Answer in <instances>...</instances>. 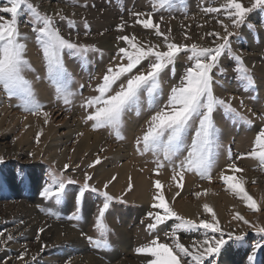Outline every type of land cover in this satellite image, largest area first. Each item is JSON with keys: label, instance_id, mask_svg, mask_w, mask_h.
<instances>
[{"label": "rangeland", "instance_id": "374dc122", "mask_svg": "<svg viewBox=\"0 0 264 264\" xmlns=\"http://www.w3.org/2000/svg\"><path fill=\"white\" fill-rule=\"evenodd\" d=\"M30 2L37 5L42 14L55 17L57 26L66 39L93 47L96 51L89 52L87 60L83 62L65 55L66 70L72 78L70 90L74 93L69 98L70 103H65L62 97L56 96L53 87L45 78L46 70L35 44L31 25L25 23L28 16L22 11L18 17L19 32L26 37L25 58L31 65V70L26 71L24 75L32 82L35 97L43 106L42 111L49 115L45 124L44 116L23 112L17 99H9L0 90V233H4L0 239H6L8 234L13 236L12 240L0 246V264H68L73 256H67V253H73L74 246L57 247L44 243L37 248L35 242L41 232L39 228L33 235L22 232L19 226L28 221V208L22 210L19 204L28 205L45 221L63 225L75 232L85 248L84 251L103 264H148L151 257L137 254L136 249L148 245L153 239L171 244V229L178 223L168 220L157 225L155 229L148 230L147 225L152 222L148 213L162 212V209L151 208L152 197L157 193L153 186L155 181L161 182L160 193L164 195L166 203L181 217L196 222H199V219L210 221L211 215L203 211V205L207 204L213 209L225 234L233 231L235 235L245 233L246 243L230 242L216 259L217 264H248L247 257L251 254L252 245L258 240V236L241 221L233 219V216L238 213L250 222L264 226V211L252 213L244 202L224 185L221 174L233 175L230 169L232 164L241 169L242 171L235 173L236 178L243 179L246 192L264 210V169L260 168L258 161L248 155L255 135L264 127V119H261L264 117V12L254 10L246 17L243 25L234 29L230 21L225 19L223 11L219 14L203 11L207 7H219L224 0H174V6L170 10L158 11L153 10L152 0H69L68 4H65L64 0ZM239 2L244 6L251 4V0ZM54 7L58 8L57 11H61L66 19L74 20L77 27L69 30L66 21L56 17V9L54 13L48 11ZM130 12H152L153 23L159 24L160 31L168 34L170 42L178 45L190 46L196 43L204 47L212 46L216 38L207 33L217 32L224 35L223 27L217 24L218 19L228 24L229 31L234 33L230 37L231 48L234 54L241 56L253 75L255 92H245L238 86L234 78L233 63L227 56L222 57L220 67L214 70V92L217 97L230 101L231 106L247 117L252 125L248 127L236 123L231 118H226L221 111L214 113L219 148L210 181L200 179L195 173H185L182 187L177 188L176 184L180 183V179L177 177L175 181L172 180L173 172L167 164L157 173L152 154H141L137 151V138L143 135L151 116L166 103L171 88L179 84L181 75L188 66L183 54L175 62L174 75L171 68L162 73V94L156 100V105L150 108L146 95H142L138 114L135 109L124 114L120 129L122 139H117L107 128L93 131L91 122H85L87 113L81 105L87 98L97 95L94 89L101 82L107 68L120 63L117 59L119 48L127 47L123 41L117 40L118 36L135 35L141 45L159 44L163 50V37H157L154 29H144L136 24L137 17L130 15ZM145 18L146 16L140 17ZM85 21L89 26L87 35L84 29ZM121 24H125L124 30L117 31V26ZM249 25L254 28L250 29ZM147 66L146 60L134 72L143 71ZM82 132L99 136L101 143L91 149L81 150L79 144L84 134ZM190 140L191 133L188 136L189 143ZM90 141L93 139L90 138ZM114 155L121 157L116 158ZM97 159L100 163L94 164ZM65 165H68L67 170L64 169ZM122 165H127L129 171L121 187L116 188V171L109 181L99 173V170L108 172L121 169ZM131 172L143 176L150 184L145 202L137 201L132 195L134 180ZM49 173L63 175L66 180L74 181L72 184H66V195L59 205L43 199L40 195L43 188L51 183ZM85 174L91 177L88 181L91 187L98 191H107L114 198L106 212V222L112 229L108 237L110 247L106 250L94 249L87 239L97 235L94 231V221L98 208L102 206V197L87 191L81 197L79 211L76 210L75 198L84 183ZM187 181H190V184H186ZM105 184L108 185L106 189ZM204 184L207 187L203 188ZM171 185H174V196L169 189ZM195 193H200V196L197 197ZM174 199L185 203L187 201L193 207L201 205L202 212L196 213L193 210V218L184 216L176 210ZM74 213L77 218L69 219ZM198 236L197 232L178 233L180 242L185 245ZM21 253H25L23 261L18 258ZM33 256L36 258L33 259ZM226 256L230 257L227 263L224 259ZM255 264H264V247L257 251Z\"/></svg>", "mask_w": 264, "mask_h": 264}, {"label": "snow or ice", "instance_id": "6c2138e0", "mask_svg": "<svg viewBox=\"0 0 264 264\" xmlns=\"http://www.w3.org/2000/svg\"><path fill=\"white\" fill-rule=\"evenodd\" d=\"M64 3L68 4L69 0H64ZM0 5H3L0 6V90L9 99H17L18 106L23 112L44 116L46 118L44 123L47 124L49 114L42 111L43 106L35 97L32 82L24 75L26 71L31 70V65L25 58L26 37L19 32L18 17L21 12L28 16L25 23L31 25L35 44L41 53L46 70L45 78L53 87L56 96L62 97L65 103H70L69 98L74 95L70 90L72 78L66 70L65 55L83 62L87 60L89 52H95L96 49L66 39L57 26L55 17L42 14L38 6L30 0H0ZM173 6L174 0H152L154 11L170 10ZM256 9L264 12V0H251L250 6H244L239 0H224L219 7H207L203 11L217 14L223 11L225 19L230 21L231 27L235 29L243 25L249 13ZM55 15L61 21H66L69 30L77 27L74 20L66 19L60 11H57ZM130 15L137 17L136 24L144 29H154L157 37H163V50L159 44L141 45L135 35L118 36L117 40L123 41L127 47L119 48L117 59L120 63L107 68L101 82L94 89L97 95L87 98L81 105L87 113L85 122H91L93 131L107 128L116 135L117 139H122L120 129L124 114L134 109L138 114L142 95H146L150 108L156 105V100L162 94L160 83L162 73L171 68L174 75L175 62L183 54L188 61V66L182 73L179 84L171 88L166 103L151 116L143 135L137 138V151L141 154H152L155 158L153 162L156 164L157 173L167 164L173 172L172 180L175 181L177 177L180 179V183L176 184L177 188L182 187L185 173H195L200 179L210 181L219 148L214 113L221 111L226 118H231L236 123L248 127L252 125L247 117L242 116L231 106L230 101L217 97L214 92L216 81L213 73L220 67V61L224 56L233 63L234 78L238 86L245 92H255L256 84L253 75L245 66L241 56L234 54L231 48L230 37L234 33L229 31L228 24L218 19L217 24L223 27L224 35L217 32L207 33L216 38L212 46L204 47L196 43L190 46L178 45L170 42L169 35L160 31L159 24L153 23L152 12H130ZM141 16L146 18L140 19ZM88 27L85 21V35L88 34ZM124 27L125 24L118 25L117 31H123ZM249 28L252 29L254 26L249 25ZM146 60L147 68L134 72ZM116 85L119 87L117 88ZM241 106H243L242 101ZM189 133H191L190 143L188 142ZM39 136L38 133L37 141ZM185 152L187 154L183 155ZM248 155L258 161L260 168L264 169V127H261L255 135ZM229 158H231L230 153ZM98 163H100L99 159L94 162V164ZM92 166L94 165H89V167ZM64 169L67 170L68 165H65ZM230 169L233 175L221 174L224 185L242 200L252 213L264 211L246 192L243 179L236 178L235 173L242 170L235 164L230 165ZM49 179L51 183L43 188L40 195L43 199L59 205L66 195V184H72L74 181L66 180L63 175L57 176L54 173H49ZM90 179L91 177L85 174L84 183L75 198L76 210L79 211L81 197L87 191L102 197V206L98 208L94 221V231L97 235L95 238L87 237V239L94 249L106 250L110 247L108 237L112 231L106 222V212L114 198L107 191H98L91 187L88 183ZM129 179V189H131V178ZM107 186L105 184V189ZM153 186L157 189V193L152 197L151 208L162 209V212L148 213V218L152 221L147 225L148 230L151 231L168 220L178 223H175L171 229V244L160 243L158 239H153L148 245L136 249L137 254L151 257L148 264H217L216 258L230 242L246 243L245 233L235 235L234 231L227 234L223 232L209 205L204 204L203 211L211 215L210 221L199 219V222H196L185 219L166 203L164 195L159 191L162 187L161 182L155 181ZM195 195L199 197L200 193ZM48 214L53 215V213ZM76 218L75 213L69 217V219ZM233 219L241 221L258 236V240L252 245L251 254L247 257L248 264H255L257 251L264 247V226L252 223L238 213L234 214ZM43 231L44 229L41 228L40 232ZM180 232H197L199 236L185 245L178 237ZM3 236L4 233H0V237ZM39 238L37 235V239ZM12 239L13 236L8 234L6 239H0V246ZM24 255L25 253H21L18 258L23 261ZM35 258L33 256V259Z\"/></svg>", "mask_w": 264, "mask_h": 264}, {"label": "bare ground", "instance_id": "6f19581e", "mask_svg": "<svg viewBox=\"0 0 264 264\" xmlns=\"http://www.w3.org/2000/svg\"><path fill=\"white\" fill-rule=\"evenodd\" d=\"M46 7H47V5H46ZM57 7H58V5H57ZM55 9H56V11L58 10V8L54 7L52 9L48 10V11H53V13H54V12H56V11H54ZM49 13L53 14L52 12H49ZM82 133H84V134L82 135L83 137H82V139L80 141V144H79L81 146L80 147L81 150L85 151L87 149H91L92 146L96 147V145L98 146L99 142L101 143V140H100L99 136L90 135V134L85 133V132H82ZM90 138H92L93 141H90ZM114 157L118 158V157H121V156L114 155ZM115 171L118 174V176H117L118 179L115 182V184L117 183L116 188H118V186L122 185L121 184L122 181L125 180L127 178V176H128L129 169L127 168V165L126 166L122 165L121 169L112 170V171H108V172L107 171H103V170H99V173L104 175V177H106L107 180H108V179H110V177H112V175L114 174ZM131 173H132V178L134 180L133 181L134 190L132 192V195H133V197H135L137 199V201L145 202V200H147L146 192H147L150 184L145 181V178L143 176H139V175H137L134 172H131ZM129 176H130V174H129ZM164 177H166V176H164ZM161 181H163L165 183L164 180H161ZM115 184H114V186H115ZM186 184H190V181H187ZM204 187H207V186L204 184L203 188ZM173 188H174V185H171L170 188H169L172 195L174 194ZM175 191H176V188H175ZM208 202H213V200H208ZM11 206H13V205L11 204ZM174 206H175L176 210H178L182 215L188 216L189 218H193L194 217V212H192L193 210H195L196 213H201L202 212L201 205L193 207L187 201L185 203L182 200H175ZM19 208H22V210H24V209L27 210V208H28V211H26L27 212L26 213V217L28 218V221L27 222H22V224L19 226V228L22 230V232L25 231V232H27V234L33 235L34 232L36 230H38V228H39V230L41 228L44 229V231L41 232V234L39 236L40 238L36 239L35 245L37 246V248H40L41 245H43L44 243L45 244L46 243L47 244L51 243V244H53L54 246H57V247H62V246H65V245L74 246V252L71 253V254H69V252L67 253V256L73 255L72 257H70V260L68 261V264H103L102 262H99L96 259H94L91 256H89L84 251L85 248L82 245L80 239L78 238V236H77V234L75 232L69 230L68 228H66L63 225H60V224H57V223H54V222L45 221L44 219H42L38 215H36L32 211L31 207L30 208L28 207V205L19 204ZM190 215H192V216H190ZM23 225H25L24 228H22ZM121 246H123V245H121ZM239 255L240 254L238 253L237 256H239ZM229 258H230L229 256H226L224 258L226 263L228 262Z\"/></svg>", "mask_w": 264, "mask_h": 264}]
</instances>
